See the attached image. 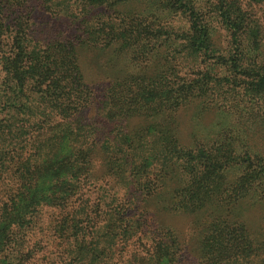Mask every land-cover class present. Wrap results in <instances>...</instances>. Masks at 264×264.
<instances>
[{
  "label": "trees",
  "instance_id": "obj_1",
  "mask_svg": "<svg viewBox=\"0 0 264 264\" xmlns=\"http://www.w3.org/2000/svg\"><path fill=\"white\" fill-rule=\"evenodd\" d=\"M26 1L0 0V264H120L141 222L112 210L90 215L94 210L82 197L96 160L115 186L132 189L134 211H143L151 189L169 184L171 198L162 207L189 213L218 203L209 201L211 195L233 184L227 174L235 165L250 161L221 154V145L182 147L173 126V112L210 85V72L182 76L176 60L177 53L183 60L207 55L211 18L222 23L233 47L227 58L215 56V64L264 91V71L247 52L246 15L238 0L210 1L207 17L196 0H145L137 13L123 12L127 0H61L58 12L75 20L78 33L40 46L29 35ZM45 1L55 12L54 0ZM83 47L109 54L108 64L119 56L126 62L96 106L90 85L98 79H86L81 69ZM161 48L174 53L162 60L159 74L128 69L132 60L147 61ZM91 110L111 126L102 139L86 122ZM253 171L252 178L264 181V170ZM49 211L53 218L42 220ZM149 240L151 248L131 254L127 264H177L182 242L173 231L157 227ZM197 259L264 264V236H251L240 220L210 221Z\"/></svg>",
  "mask_w": 264,
  "mask_h": 264
},
{
  "label": "rangeland",
  "instance_id": "obj_2",
  "mask_svg": "<svg viewBox=\"0 0 264 264\" xmlns=\"http://www.w3.org/2000/svg\"><path fill=\"white\" fill-rule=\"evenodd\" d=\"M144 1L127 0L120 4V8L123 12L137 13L145 7ZM210 1L212 0H196L198 8L206 17L210 14ZM238 1L247 18L245 39L249 42L248 56L255 58V69L264 71V2ZM47 4L45 0H27L24 6V13L30 17V38L40 46L55 39L67 40L78 33L75 32V20L69 14L58 12L63 7V1L54 0L51 3L56 8L55 12L47 11ZM72 9L76 14L80 12L78 7ZM210 20L212 46L207 55L183 60L177 53L176 63L180 75L201 78L200 72L208 71L211 79L205 93L202 88V95L182 104L173 112L174 133L182 147L221 145V154H239L249 157L251 162L235 165V169L227 174V180L233 184L224 187L223 193L212 194L209 201L216 200L218 203L208 202L205 210L189 213L164 209L162 206L169 203L173 190V185L168 184L166 187L151 189L147 200L141 203L143 211L139 210L138 213L132 207V189L127 191L123 187L115 186L114 180L102 172V165L96 160L93 176L89 179L90 184L87 183L85 195L82 197L84 204L94 210L90 215L112 210L114 216L119 212L121 217L131 216V219L141 222V231L130 240L120 264H127L131 254H145L151 248L149 237L157 227L173 231L181 240L182 249L178 253L177 264H200L197 256L202 228L213 220H240L251 236H264V181L251 177L257 173L253 170H264V91L251 90L253 86L247 76L233 74L225 66L215 64V56L222 55L227 58L233 47L222 23L216 18ZM256 39L258 47L254 51ZM214 49L217 51H212ZM172 53L174 52L170 49L161 48L158 54L152 55L147 61L132 60L128 69L137 73L159 74L162 60ZM108 57L109 54L96 50L85 47L80 49V66L86 79H98V83L90 85L95 106L103 97L108 79L113 75L123 74L121 68H125L126 62L122 56L110 64L107 63ZM251 64L253 63L247 62V66ZM86 116V122L97 127L99 138L106 137L105 131L111 126L102 123L103 118L94 110ZM97 156L101 158L100 152ZM257 163L260 167H257ZM233 185L235 188H232ZM50 212L52 211L47 212L42 220H51L53 216ZM219 214L222 218L218 217Z\"/></svg>",
  "mask_w": 264,
  "mask_h": 264
}]
</instances>
